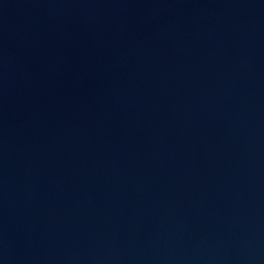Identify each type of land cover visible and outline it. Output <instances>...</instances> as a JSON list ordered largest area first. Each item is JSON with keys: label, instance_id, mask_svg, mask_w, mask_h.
Returning a JSON list of instances; mask_svg holds the SVG:
<instances>
[{"label": "water", "instance_id": "95a60500", "mask_svg": "<svg viewBox=\"0 0 264 264\" xmlns=\"http://www.w3.org/2000/svg\"><path fill=\"white\" fill-rule=\"evenodd\" d=\"M0 264H264V0H0Z\"/></svg>", "mask_w": 264, "mask_h": 264}]
</instances>
